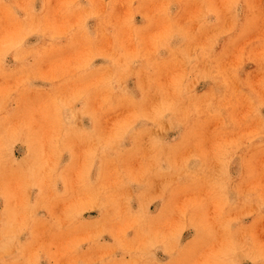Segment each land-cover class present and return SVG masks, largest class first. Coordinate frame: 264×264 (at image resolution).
<instances>
[{
	"label": "rangeland",
	"instance_id": "1",
	"mask_svg": "<svg viewBox=\"0 0 264 264\" xmlns=\"http://www.w3.org/2000/svg\"><path fill=\"white\" fill-rule=\"evenodd\" d=\"M0 264H264V0H0Z\"/></svg>",
	"mask_w": 264,
	"mask_h": 264
},
{
	"label": "bare ground",
	"instance_id": "2",
	"mask_svg": "<svg viewBox=\"0 0 264 264\" xmlns=\"http://www.w3.org/2000/svg\"><path fill=\"white\" fill-rule=\"evenodd\" d=\"M131 69V68H130ZM10 215V214H9Z\"/></svg>",
	"mask_w": 264,
	"mask_h": 264
}]
</instances>
